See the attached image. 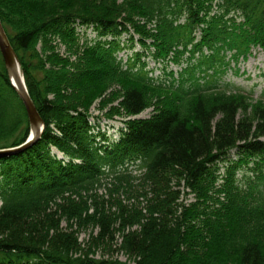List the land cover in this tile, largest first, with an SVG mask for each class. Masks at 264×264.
I'll return each instance as SVG.
<instances>
[{
  "label": "trees",
  "instance_id": "16d2710c",
  "mask_svg": "<svg viewBox=\"0 0 264 264\" xmlns=\"http://www.w3.org/2000/svg\"><path fill=\"white\" fill-rule=\"evenodd\" d=\"M0 19L45 124L0 159V264H264V100L222 78L228 53L264 49V0H0ZM131 30L156 60L187 61L178 80L122 67ZM114 86L107 115L131 119L111 140L90 108ZM29 134L0 55V149Z\"/></svg>",
  "mask_w": 264,
  "mask_h": 264
},
{
  "label": "rangeland",
  "instance_id": "374dc122",
  "mask_svg": "<svg viewBox=\"0 0 264 264\" xmlns=\"http://www.w3.org/2000/svg\"><path fill=\"white\" fill-rule=\"evenodd\" d=\"M89 31V29H88ZM137 45V46H136ZM136 50L140 49V46L136 44ZM127 52V51H125ZM164 65H156L153 62L149 63L150 68L155 67V75H160V72H162V68ZM148 67V68H149ZM169 67L172 70H178V66L176 65H169ZM231 68L233 71L229 70L226 74L225 78L227 80L232 81L235 85L240 86L246 90L254 89L255 91V98H259L264 95V51H262L260 48H252L251 54L245 59L240 60L237 64H232ZM235 69H239V72L236 73ZM110 96L114 97V100H112L111 104L109 106H104L103 108L99 106L101 99H97L92 107L90 108V122L92 124H97L100 129V131L105 134L108 138L111 140H116L121 135V130L124 128L125 124L124 122L131 119L127 117L123 113V111L120 112H114L116 114L114 115H107V113L112 112V108H119V98L121 96L120 94V88L117 86L112 87L104 97L108 98ZM255 103V102H254ZM153 112V108H149L146 111H144L139 117L146 118L149 117ZM230 158L235 159L236 154L234 151L230 153ZM226 162L219 164L217 167L218 174L220 177L223 176V170L224 167L222 165H225ZM245 167L239 171L237 178L241 182L240 173H244ZM221 180V179H220ZM218 184H222L221 181L217 182ZM191 201H194V195L190 194L186 191V193L183 196V202L189 203ZM63 226H66L65 223ZM90 231H82L79 235V240L82 244V249L87 250L84 248V245L91 236H89ZM95 235V233H94ZM113 252V253H112ZM112 253V255H110ZM106 257L113 256L114 258H118L121 261H127L128 257L121 253L119 250L112 249L109 252L105 253Z\"/></svg>",
  "mask_w": 264,
  "mask_h": 264
},
{
  "label": "water",
  "instance_id": "95a60500",
  "mask_svg": "<svg viewBox=\"0 0 264 264\" xmlns=\"http://www.w3.org/2000/svg\"><path fill=\"white\" fill-rule=\"evenodd\" d=\"M0 52L4 60L5 67L9 79L13 85V88L15 89L17 95L19 96V98L21 99V101L25 106L31 126V134L27 139V141L17 147L0 150V159H1V158H6L9 156L20 154L25 150H27L28 148L32 147L40 139L44 131L45 125L33 103V100L31 99L28 93L24 78L20 73L21 69H20L19 58L16 55L14 49L12 48L8 40V37L6 35L1 20H0Z\"/></svg>",
  "mask_w": 264,
  "mask_h": 264
}]
</instances>
